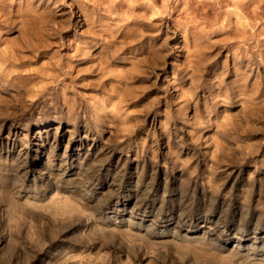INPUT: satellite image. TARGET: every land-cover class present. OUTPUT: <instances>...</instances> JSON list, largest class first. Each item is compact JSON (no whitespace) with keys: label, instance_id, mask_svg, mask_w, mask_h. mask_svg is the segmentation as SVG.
<instances>
[{"label":"rangeland","instance_id":"obj_1","mask_svg":"<svg viewBox=\"0 0 264 264\" xmlns=\"http://www.w3.org/2000/svg\"><path fill=\"white\" fill-rule=\"evenodd\" d=\"M0 264H264V0H0Z\"/></svg>","mask_w":264,"mask_h":264},{"label":"bare ground","instance_id":"obj_2","mask_svg":"<svg viewBox=\"0 0 264 264\" xmlns=\"http://www.w3.org/2000/svg\"><path fill=\"white\" fill-rule=\"evenodd\" d=\"M8 186V185H7ZM7 188V187H6ZM4 189V188H3ZM5 191V190H4ZM1 192H2V190H1ZM4 194V193H3Z\"/></svg>","mask_w":264,"mask_h":264}]
</instances>
